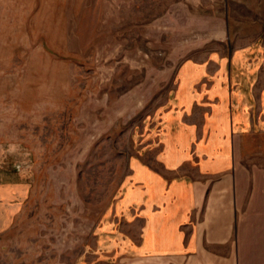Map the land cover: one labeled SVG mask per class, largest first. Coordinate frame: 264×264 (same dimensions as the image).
<instances>
[{
    "label": "rangeland",
    "instance_id": "374dc122",
    "mask_svg": "<svg viewBox=\"0 0 264 264\" xmlns=\"http://www.w3.org/2000/svg\"><path fill=\"white\" fill-rule=\"evenodd\" d=\"M263 30L264 0H0V164L29 189L0 264H79L177 69Z\"/></svg>",
    "mask_w": 264,
    "mask_h": 264
},
{
    "label": "crops",
    "instance_id": "0c3cea01",
    "mask_svg": "<svg viewBox=\"0 0 264 264\" xmlns=\"http://www.w3.org/2000/svg\"><path fill=\"white\" fill-rule=\"evenodd\" d=\"M175 73L79 264H264V30ZM0 172L1 234L29 189Z\"/></svg>",
    "mask_w": 264,
    "mask_h": 264
}]
</instances>
